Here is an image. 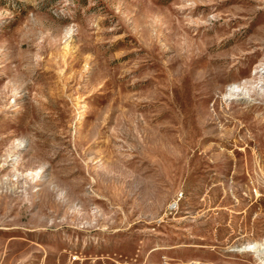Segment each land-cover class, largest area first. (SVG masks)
Masks as SVG:
<instances>
[{
	"label": "rangeland",
	"instance_id": "1",
	"mask_svg": "<svg viewBox=\"0 0 264 264\" xmlns=\"http://www.w3.org/2000/svg\"><path fill=\"white\" fill-rule=\"evenodd\" d=\"M0 264H264V0H0Z\"/></svg>",
	"mask_w": 264,
	"mask_h": 264
},
{
	"label": "bare ground",
	"instance_id": "2",
	"mask_svg": "<svg viewBox=\"0 0 264 264\" xmlns=\"http://www.w3.org/2000/svg\"><path fill=\"white\" fill-rule=\"evenodd\" d=\"M240 86H236V87H234L233 88V90L230 92V96H234V95H236V96H239L240 95ZM242 95V94H241ZM245 96V95H244ZM232 99H234L233 97H232ZM242 99H244V98H242ZM253 102V101H252ZM247 251V250H246ZM248 252H250V249L248 250ZM254 252V251H253Z\"/></svg>",
	"mask_w": 264,
	"mask_h": 264
}]
</instances>
